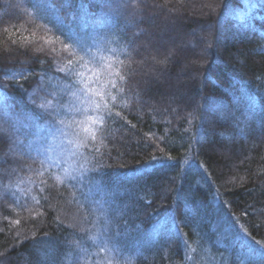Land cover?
Returning a JSON list of instances; mask_svg holds the SVG:
<instances>
[{
  "label": "trees",
  "instance_id": "1",
  "mask_svg": "<svg viewBox=\"0 0 264 264\" xmlns=\"http://www.w3.org/2000/svg\"><path fill=\"white\" fill-rule=\"evenodd\" d=\"M36 2L0 0V264H264V0ZM80 46L124 80L53 187Z\"/></svg>",
  "mask_w": 264,
  "mask_h": 264
},
{
  "label": "snow or ice",
  "instance_id": "2",
  "mask_svg": "<svg viewBox=\"0 0 264 264\" xmlns=\"http://www.w3.org/2000/svg\"><path fill=\"white\" fill-rule=\"evenodd\" d=\"M85 49V46H80V51L85 54L78 58L75 53L70 54L67 59V66L59 69L60 72L66 73L65 79L69 80V84L64 86L63 92L72 97V102L68 105L66 110L67 115L71 117V125L68 126L81 123L75 120V116L81 114L82 106L87 105L90 111L95 113L93 117H90L91 123L103 131L105 116L111 114V107H109V105L114 106V101L117 100V96H112L108 89L115 90L122 88L121 82L124 80V76L120 73H111V77L114 75L115 79L113 80L110 78L107 82V86L103 90L100 88H94L93 85L98 84V80L95 78L96 74L92 69H87L91 74L92 79H89L88 76L78 70V66L83 64L85 56H87L89 60H95V55ZM85 68H87V65H85ZM48 95L50 98H46L40 107L51 111L56 116L61 115L57 109H64V105L60 102L62 97L58 99L57 96H52L51 94ZM209 103L210 102L206 100V106ZM116 115H119V113H116ZM56 123L58 125H65V119H59ZM90 139L95 141V133L91 135ZM43 155L44 162L49 165V168H60V164L54 157L47 156L46 152ZM153 159L156 158L153 157ZM85 171V169H82L79 175L76 173L65 172L63 177L55 175L54 177H50V179H54L53 187H55L56 183L62 185L65 183H71L72 186L75 187L77 184H81L89 179V177L85 175ZM41 175H43V173H41ZM42 183H44V181H42ZM37 203H39V201H37ZM16 223L19 224L20 221H16ZM99 247L101 252L105 251V241L103 238L101 239Z\"/></svg>",
  "mask_w": 264,
  "mask_h": 264
},
{
  "label": "rangeland",
  "instance_id": "3",
  "mask_svg": "<svg viewBox=\"0 0 264 264\" xmlns=\"http://www.w3.org/2000/svg\"><path fill=\"white\" fill-rule=\"evenodd\" d=\"M31 1L35 3L38 2H36V0ZM37 6L39 5L37 4ZM51 17L52 19L56 18L54 14H52ZM100 59L103 60V56ZM95 61L96 59L93 60L92 63H94ZM87 69L88 68H84L81 66H79L78 68L80 72L88 76L89 79H92V76L87 71ZM95 78L99 82V78L97 76ZM93 87L103 90V87L98 86V84L93 85ZM94 115L95 113L90 111L87 105H84L82 106L81 114L75 116V120L81 123L68 126L71 125V117H69L70 119H67L65 121V125H60V127L56 129V132L49 137V152L51 156L54 157L60 164V169L63 173H75L76 170H79L82 164L81 156L84 153L83 151L85 148V144L87 143L86 139L91 136L96 127L91 123L90 120V117H93ZM207 260H209L208 255H203V264H209Z\"/></svg>",
  "mask_w": 264,
  "mask_h": 264
},
{
  "label": "clouds",
  "instance_id": "4",
  "mask_svg": "<svg viewBox=\"0 0 264 264\" xmlns=\"http://www.w3.org/2000/svg\"><path fill=\"white\" fill-rule=\"evenodd\" d=\"M85 58V57H84ZM122 90V89H121ZM109 107H111V105H109Z\"/></svg>",
  "mask_w": 264,
  "mask_h": 264
}]
</instances>
